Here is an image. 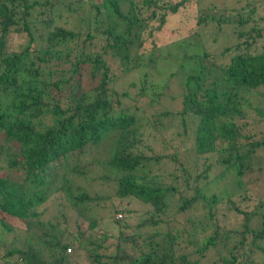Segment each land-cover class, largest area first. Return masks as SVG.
Segmentation results:
<instances>
[{"label": "trees", "instance_id": "obj_1", "mask_svg": "<svg viewBox=\"0 0 264 264\" xmlns=\"http://www.w3.org/2000/svg\"><path fill=\"white\" fill-rule=\"evenodd\" d=\"M243 1L199 8L198 0H0V232L24 239L16 247L0 238V264H196L191 253L231 236L221 264H262L264 199L246 190L220 199L202 193L215 179L243 186L256 171L264 176L253 161L264 139L248 130L264 124V0ZM192 4L198 41L182 45L190 53L180 58L170 106L146 93L152 85L134 97L129 86L116 90L115 63L138 69L164 26ZM223 38L228 44L212 51ZM176 139L189 150H173ZM162 163L168 170L153 173ZM175 173L193 194L175 214L198 206L203 215L162 219ZM100 187L125 214L123 223L109 222L113 236L96 229L102 217L93 208L109 200ZM129 200L152 211L132 230ZM231 218L237 225L223 229ZM34 235L41 247L28 239ZM85 235L95 240L85 246Z\"/></svg>", "mask_w": 264, "mask_h": 264}, {"label": "rangeland", "instance_id": "obj_2", "mask_svg": "<svg viewBox=\"0 0 264 264\" xmlns=\"http://www.w3.org/2000/svg\"><path fill=\"white\" fill-rule=\"evenodd\" d=\"M215 1V0H198V6L199 8L205 7L209 2ZM221 1V0H218ZM224 4H230L234 0H224ZM231 5V4H230ZM244 5V1L240 0V5L237 4L236 6H242ZM196 5L192 4L190 7L183 9L179 12H177L172 19L164 26L162 31L158 34V41H157V51L154 52H145L142 61H140V67L132 72H124L119 64L116 62L113 66V72L116 76H118L117 80H115V89L116 90H124L127 86H129V95L131 97H134L138 87L147 88L149 85H152L150 89L146 91L149 95L152 94L150 91H154V93H158L162 95V102L166 106H170V100H168V97L170 96H176L178 93L177 89V82L175 78L176 75L179 74V64H180V58L182 54H189L190 49L189 47H182L185 46L184 44L187 43L188 40L194 44V42L198 41V38L196 35H194L191 30H193L195 26V22L193 20L194 16H196ZM204 37V35H203ZM206 39V37H204ZM208 39V38H207ZM12 40V39H11ZM228 42L223 38L221 39L218 44H215L212 48V51L219 52ZM264 42H261L259 46L263 48ZM181 46V47H180ZM16 45L13 48H17ZM200 49V46L197 48ZM196 49V51H198ZM154 58V61L151 63L147 62V58L149 56H152ZM177 71V72H176ZM135 84L134 87H130L131 84ZM179 84V82H178ZM129 104V102H128ZM127 104V105H128ZM159 104H162L159 102ZM263 123H256L248 126V130H252L257 134V136H260L261 139H264V128ZM190 145L180 144L179 141L176 139L173 141L171 148L173 150H189ZM105 150H108V146H104ZM99 150H103V148H100ZM156 150H158L156 148ZM101 160H103L106 156L100 155ZM264 160V147H261L256 152V155H254V163L258 165L264 166V163H262ZM3 158L0 159V166H2ZM192 163L190 162V166ZM169 165L167 163H162L159 168L157 167L156 170L153 171V173H159L164 174L168 170ZM224 168V164H220L218 166V170H222ZM264 169V168H263ZM98 170V169H97ZM97 170L95 172L98 174ZM216 170L215 173L218 171ZM214 173V174H215ZM212 173L211 177L214 175ZM174 175H178V178L173 181L172 185L174 186L175 190L173 195L166 196V204L163 207V220H171V218L179 217L181 220L183 216H191L194 215H203L205 210L199 209L198 206L195 207L192 211H188L187 213L181 214L179 216L175 214L176 210L179 206L182 205L184 202L183 200L190 199L193 194L190 190H188L185 187V179L183 175L179 173H175ZM249 179V181H248ZM244 179L245 185L241 186L239 182L233 178L232 176H227L225 178H219L213 180L210 184L206 185L202 189V193L205 197L210 195H216L218 199L224 197V195H231L233 193H241L243 191H247L252 195L253 198H255L257 201L264 199V176L263 171L258 172L256 171L253 175H250L249 177ZM77 184V186H82V188L85 187V183L82 179V177L75 178L74 180ZM92 188L95 187V183H91ZM75 186V184H74ZM98 190L103 191L104 188L100 187ZM74 193H76L74 191ZM103 194L109 197V200L102 203L104 204L103 207L100 208H93V212L100 215L102 217V220L99 223L98 229L101 233L106 232L108 235L113 236V224L109 222H124L125 220V214L120 209V204H122L119 200L111 199V192H109L108 189L103 191ZM128 209L129 212L126 214V221L125 224L129 225V229H134V225L140 221L141 218H143L146 214L152 212L151 208H148L147 206H144L140 204L137 201L129 200V205L126 207L124 206V209ZM100 212V214H99ZM109 212V213H108ZM148 212V213H147ZM117 215H120L118 217ZM182 216V217H181ZM221 221V220H220ZM225 220H222L221 224H223V229L229 228L232 225H237L238 220L229 219L227 223L223 222ZM258 222V219L255 218L251 226L254 227L256 223ZM71 222H69L70 226ZM161 229H164V226L161 227ZM85 234H89V232H85ZM19 233L11 234V233H4L2 234L0 232V238L5 243H10L14 246H19L24 244V239L22 236H18ZM33 238L32 244L34 247L39 246L40 241L37 242V235H34L32 237H28V239ZM83 238V239H82ZM83 245L87 246V242H91L95 240L94 236L85 235L84 237H81ZM235 236H231L229 241H221L220 243H217L214 247H210L208 250H206L203 253H191L190 256H188V260L190 262L197 261L196 264H221L220 257H224L228 253V249L233 246L236 242ZM112 239L106 240L104 245H108ZM39 243V244H37ZM93 243V242H92ZM41 247V246H39ZM93 248V247H92ZM241 249L237 248V251H240ZM245 253L248 251V246H244L243 250ZM240 253V252H239ZM44 258L48 261V255L47 253L44 254ZM264 264V260L261 262Z\"/></svg>", "mask_w": 264, "mask_h": 264}, {"label": "built area", "instance_id": "obj_3", "mask_svg": "<svg viewBox=\"0 0 264 264\" xmlns=\"http://www.w3.org/2000/svg\"><path fill=\"white\" fill-rule=\"evenodd\" d=\"M118 217H120V215H117Z\"/></svg>", "mask_w": 264, "mask_h": 264}]
</instances>
